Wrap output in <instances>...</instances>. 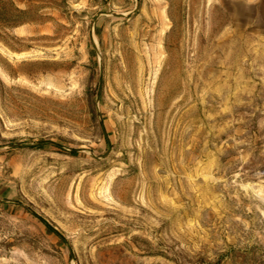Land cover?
Masks as SVG:
<instances>
[{"label":"rangeland","instance_id":"1","mask_svg":"<svg viewBox=\"0 0 264 264\" xmlns=\"http://www.w3.org/2000/svg\"><path fill=\"white\" fill-rule=\"evenodd\" d=\"M0 264H264V0H0Z\"/></svg>","mask_w":264,"mask_h":264}]
</instances>
